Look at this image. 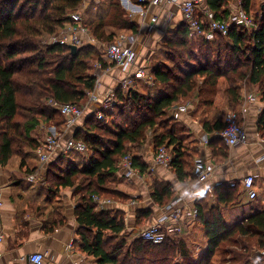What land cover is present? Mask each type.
Here are the masks:
<instances>
[{"label": "trees", "instance_id": "trees-1", "mask_svg": "<svg viewBox=\"0 0 264 264\" xmlns=\"http://www.w3.org/2000/svg\"><path fill=\"white\" fill-rule=\"evenodd\" d=\"M231 1L207 0V4L217 13V18H221L227 15ZM254 1L243 0L242 3V9L251 17ZM83 2L0 0V166L24 172L26 179L17 181L19 186L26 185L29 195L34 198L45 197L44 202H50L52 195L57 198L58 191L62 189H74L81 196L75 209L81 247L97 260L96 264H174L171 253L181 248V242L176 244L175 238H172L164 244L153 245L138 238L128 245L120 240L125 230L124 220L117 213L98 210L92 197L101 198L102 194L117 198L122 196L107 186L119 181L122 159L130 155L132 149L140 150L150 132L155 151L164 147L172 155L169 168L178 180L184 182L191 176L192 155L186 143L188 129L174 121L168 113L181 101L191 100L187 103L189 105L196 103L195 114L200 111L204 115L215 112L214 120L204 119L202 126L208 135L213 136L210 146L214 148V153L217 146L224 145L219 135L225 129V123L219 118L221 112L218 114L214 106L219 81L223 78L228 81L225 91L227 106L238 117L244 98L250 95L252 88H257L264 102V16L255 21L258 23L257 32L250 33L242 27H235L226 37L217 35L213 41L191 37L185 22L167 31L162 45L172 48L179 57L189 58V68L158 63L151 68L150 81L146 82L151 85L142 86L141 81H137L134 89L116 88L113 110L120 124L115 128L101 127L110 117L106 111H102L103 122H98L94 115L88 117L86 126L92 123L93 126L89 125L88 131L85 126L78 129L73 137L85 143L89 156L86 158L78 153L60 156L48 166L45 186H40L39 182L28 181L39 169L35 154L41 141L33 132L41 119L51 122L59 115L63 119L61 133L66 122L58 108L50 102L81 107L88 93L94 92L98 85V78L90 75L92 63L95 60L102 62L95 46L79 47L73 54L69 46L44 43L72 23L71 15L80 12ZM261 9L264 10V5ZM90 10L92 15L84 26L98 43L113 42L120 31L134 34L139 31V27L127 18L118 0L93 2ZM194 40L199 41L197 55L187 53L193 50ZM197 79L203 82L199 85ZM245 89L250 91L244 94ZM24 111L29 114L28 120L17 122L16 118ZM257 129L264 138V110L259 116ZM215 133L219 135L214 136ZM23 155L27 159H23ZM16 156L21 158L17 165ZM133 167L141 175L149 168L138 156L133 157ZM50 177L55 178V184L49 182ZM239 187L220 185L216 189L218 206L207 212L201 205L196 207L198 218L205 226L208 247L199 262L194 263L191 257L184 256L185 264H205L206 260L210 261L220 252L224 244L249 237L258 238L259 247L264 249V210L234 226H227L221 213V208L237 204L242 193ZM151 191L154 201L161 206L174 197L170 184H153ZM60 208V214L55 215L60 221L50 218L53 221L51 230L64 224V207ZM230 264L252 263L241 255L232 259Z\"/></svg>", "mask_w": 264, "mask_h": 264}, {"label": "crops", "instance_id": "crops-1", "mask_svg": "<svg viewBox=\"0 0 264 264\" xmlns=\"http://www.w3.org/2000/svg\"><path fill=\"white\" fill-rule=\"evenodd\" d=\"M123 1L120 0V4L124 11L129 13L132 22L139 27V31L134 36L121 38L128 40L132 37L133 43L127 42V45L132 46L138 55L137 67L147 68L150 71L148 62L145 60L147 52L143 51L142 55L141 50L143 47H150L152 43L158 44L167 31L184 22L179 9V3L183 0H172V2L163 3L159 7L146 6L144 8L139 7V0L136 3L132 2L133 6L130 8L125 6ZM239 1L232 0L228 10L237 8ZM90 2L99 3V0H89ZM204 7L207 8L206 3ZM212 12L217 15L216 12ZM153 18L157 19L156 22H153ZM140 31L145 33L142 35V41L137 39ZM96 43L97 46L101 44L91 37L92 46H95ZM101 46L104 45L101 44ZM154 51L148 53L149 59ZM100 72L97 75L94 67L90 71V75L98 78L99 86L95 90L98 95H101L100 92L105 89L107 91L117 88L120 82L128 76V72L114 66ZM247 96L239 109V120L248 132L249 144L236 148H229L222 144L216 147L215 153L214 148L210 146L213 136L208 135L202 126L203 121L214 120L212 112L204 115L200 111L195 114L196 103L191 105L188 113L185 114L177 113V107L181 104H177L169 110V116L176 122L183 123V126L188 129L186 143L189 154L192 155V174L186 181L180 182L169 167L156 164V155H153L151 148L149 152L142 149L135 151L131 156L140 157V160L149 166L147 173L141 175L139 170H136V176L131 181L118 173L119 184L117 185L119 187H116L115 190L122 196L117 201L110 199L112 201L110 206L98 208V210L108 211L111 214L117 213L124 220L125 230L121 234L120 240L125 239L124 241H126V238H130L133 243L138 239V234L143 229L150 225L163 223L164 217L172 211L167 205L177 197L183 198L185 204H188L190 208H198L201 205L207 212L218 206L217 187L232 182L240 186L242 193L237 204L221 208L227 226L242 224L250 216L264 210V138L257 129L259 116L264 110V102L258 94H254L257 97L256 102H249ZM215 99L214 106L223 113L224 103L221 102L223 99L218 97ZM219 118L224 121L225 116L221 115ZM217 135L219 134H214V136ZM204 139H209L208 145L204 143ZM206 167H213L214 172L210 179L200 181L195 174L198 169ZM247 176L255 178V190L258 195L255 201H250L247 193L241 190V182ZM23 179H26L24 172L0 166V185L3 187L5 202L3 221L0 225V239H2L0 240V264H32L29 257L34 253L45 255L44 264H96L97 260L84 252L81 247L80 226L75 217L78 201L74 202L80 195L78 196L74 189H65L67 192L65 196L69 201L66 200V197L64 200L62 199V206H65L63 209L64 224L54 226V229L51 230L50 224L53 222L50 221L51 214L41 210V202H44L45 197L36 196L34 198L29 195L30 191L27 190L26 185L25 187L19 186L17 182ZM153 184H170L174 191V197L163 206L156 203L151 191ZM182 224H184L186 233L183 234L188 236V243L192 246H201L204 241L206 250L208 240L202 221L199 218H188V221H184Z\"/></svg>", "mask_w": 264, "mask_h": 264}, {"label": "built area", "instance_id": "built-area-1", "mask_svg": "<svg viewBox=\"0 0 264 264\" xmlns=\"http://www.w3.org/2000/svg\"><path fill=\"white\" fill-rule=\"evenodd\" d=\"M170 2L172 0H139V7H159L163 3ZM205 3L207 5L206 9L204 7ZM242 3L243 0H240L237 8L228 10L227 15L221 18H217L216 14L211 11L207 0H183L179 3V9L184 22L189 26L191 37H199L207 41H213L217 35L226 37L230 30L235 27H242L250 33L257 32L258 26L255 19L242 9ZM123 4L128 8L133 6L131 0H124ZM71 20L72 23L70 25L52 37L53 43H59L62 46L69 47L76 46L77 48L82 46L83 37L88 34V30L84 26L82 14L80 12H74L71 15ZM156 20V18H153V22H156ZM127 42L128 40L124 38L112 42L107 45L103 53V58L106 63L128 72V76L118 85L124 90L134 89L137 81L149 83L151 78L149 75L150 71L147 68L137 67L138 55L132 46L127 45ZM99 64H96V67H98V70H102ZM114 99L115 89L107 90L101 95H98L95 91L88 93L86 106L92 109L88 117L94 115L98 122L105 121L102 111L111 106ZM247 100L249 102H256L257 97L253 94L248 95ZM50 104L58 108L66 122L63 133H58L56 129H53L52 133H49L41 143V146L36 152L40 165L48 166L62 155L72 153L87 154L88 149L85 143L76 141L73 137L74 132L79 128V123L85 119V110L76 104L58 105L53 101ZM190 106L189 104L179 105L177 107V113H188ZM224 123L225 129L220 133V137L225 146L236 148L249 144L248 132L244 125L240 123L237 114L228 112L225 115ZM204 143L208 145L209 139H204ZM171 161L172 155L166 148H160L156 152L155 162L157 165L169 167ZM213 172V167L201 168L197 170L195 176L200 181H204L210 179ZM119 174H122L129 181L136 176V169L133 167V157L131 155H127L122 159ZM35 178L36 174L31 175L29 181H35ZM230 185L232 188L237 186L235 182L230 183ZM241 190L247 193L250 201H255L258 196L255 190V178L252 176L245 177L241 182ZM92 200L98 208H106L112 204L110 199L100 198L98 196H93ZM4 206L3 187L0 185V225L3 221ZM169 208L172 211L168 216L164 217L163 223L150 225L143 229L139 238L153 245H161L167 240L175 238V236L182 237L184 233V224L182 222L188 221V218L198 219L197 208H190L181 197L175 198ZM168 222L170 223L167 225ZM45 258V255L42 253H34L30 255L29 261L32 264H44Z\"/></svg>", "mask_w": 264, "mask_h": 264}, {"label": "rangeland", "instance_id": "rangeland-1", "mask_svg": "<svg viewBox=\"0 0 264 264\" xmlns=\"http://www.w3.org/2000/svg\"><path fill=\"white\" fill-rule=\"evenodd\" d=\"M87 1H88V3H87ZM118 1L120 2V0H118ZM131 1L133 3H136L137 0H131ZM262 5H264V0H255L254 1V6L252 8V15H253V17H254L256 22H258L259 19L262 16H264V10L261 9ZM91 6H92V3L91 2L89 3V0H84L83 7H82V9H80V13L82 14V18H83V21L85 23L89 22L90 15H92L91 14L92 11L90 10ZM121 7H122V5H121ZM122 9H123V7H122ZM126 13L128 15L127 18L129 20H131L129 13L127 11H126ZM257 26H258V23H257ZM134 35L135 34L134 33L132 34V32L120 31L119 34L117 35L116 39L113 42L118 41L123 36L124 37H128V36H134ZM142 35H145V33H142L140 31L139 35L137 36V39L141 40L142 39ZM91 37H92V35L88 31V34L83 37L82 46H80V47H88V46L93 45V44H91ZM131 38L132 37L128 38V43L129 44L133 43V40ZM162 40L163 39H161V41L158 44H156V45L154 43H152V45L150 47H143V49L141 50V54L142 55L144 54L143 51H145V53L147 52V56L145 57L146 58L145 60H147V62H148V68L150 69V71H151V68L153 66L157 65L158 63H162V64L170 66V67L173 66V65H175V66L181 65V66L187 68L188 67V63H190V61L188 60L189 58L187 59L184 56H181V57L177 56L174 53V50L172 48L162 45ZM222 41L224 43H226V44L228 42V44H229V41H227L226 39H222ZM192 42L194 44L193 45V50L194 51L193 50H189V51H187V53L189 52V53H194V55H197V53H198L197 48H199V41H197V40L195 41L194 40ZM44 43L52 44L53 43L52 42V38L46 39ZM110 43H112V42L101 43L104 46H101V44H99L97 46V43L95 44V49L97 50V52H99V55L102 58V60H101L102 62L100 64L98 62H96L97 60H95V62L92 63V65H93L92 67H94V71L96 72L97 75L101 73L100 71H106L108 68L111 67V65L106 63L104 58H103V53H104L107 45L110 44ZM144 44H145V39H144ZM154 45H155V47H154ZM190 49H192V46H190ZM151 51H154V53H153L152 57L149 59L148 58V56H149L148 53L151 52ZM213 59H214V61L216 60V54H214ZM96 64L97 65L98 64L101 65L102 70H98V67H96ZM104 65H106V66H104ZM225 69H226V66H225ZM197 80H198L199 85L203 82L202 79H197ZM147 84L148 83H146L145 81H141V85L142 86L147 85ZM150 84H148V85H150ZM98 86H99V84L97 85V88H98ZM227 87H228V81L225 78L221 79L219 81V84H218V87H217V92H216V95H215V98L218 97L219 99L220 98L223 99V100H221V102L224 103L225 113H224V110H223V113L221 112L220 115H219V116L223 115V117L228 112L231 111L228 108V106H227V97H226V94H225V91H226ZM102 90H104V89H102ZM115 90H116V88H115ZM251 90L252 91L250 92V94H253V95L254 94H259L257 88H252ZM105 91H106V89L103 92H100V94L104 93ZM249 91H248V89H245L244 94H246ZM224 99H225V101H224ZM86 101H85V104L81 106L85 110L84 111L85 119H87V116L90 113V110H92L91 107H87L86 106ZM190 101L191 100H184V101H181L180 104H187ZM215 101H216V99L214 100V104H215ZM114 105H115V99H114L113 104L111 106H109L107 109L104 110V111L107 112V115H110V117L106 120V122L102 123L101 127H103V128H110V127L111 128H115L117 124H120V121H119L117 115L116 114L114 115V112H115L113 110V106ZM216 110H217V113L219 114V110L217 108H216ZM214 113L215 112H213V114ZM27 117H29V114L27 112H25V111L24 112H20V115L16 118V121L19 122V123H25L28 120ZM85 119L82 120L79 123V128L78 129H81V128H83L85 126V129L88 131L89 125L93 126L92 125L93 123L92 124H88L86 126V124H85L86 120ZM181 124L183 125V123H181ZM53 129H56V131L58 133L63 129V119L59 115L54 117V120L51 121V122H46L44 119H41V122H40L39 126L35 129V131L33 133H35V135L37 136L38 140H40L41 143H42L44 141V139L46 138V136L49 133H52ZM187 131L188 130H186V132ZM187 138H188V136H187ZM153 142H154L153 134L150 132V133H148V135L146 137V140H145V143L140 148V150L142 149V150H145V152H149L152 149L153 155L155 156L156 155V151H155V148L153 146ZM135 151H136V149H132V151L130 152L131 153L130 155L135 153ZM88 156H89V153L85 154L84 157L87 158ZM35 157L37 158L36 154H35ZM24 158H26L25 155H23V159ZM19 161H21V158L16 156V158H15L16 165L19 163ZM37 161H38V159H37ZM38 165H39V169H38V172L35 173L36 174L35 181H33V182L30 181V182L31 183L39 182L40 186H45V183H44L45 180H46V178H45V175H46L45 169L48 168L49 165L48 166L47 165H40L39 161H38ZM65 167H66V164L63 165L64 169H65ZM80 181H81V178H80ZM82 181H84V179H82ZM49 182L51 184L52 183L55 184V178L54 177H50L49 178ZM83 184H87V183H83ZM117 184H119V181H117V183L115 185H112L110 183L107 186V188L111 187V188L115 189L116 187H119V185H117ZM53 188H55V187L53 186ZM58 192L59 193H58V197L57 198L52 195L51 196L52 198L49 199L50 202L49 201H48V203L47 202H41V210L43 212L51 214V219L55 218V219H57V221H60V219L56 218L55 215H59L60 214L59 211H62L60 207L62 206V202L65 199V197H66L65 195H66L67 192L65 191V189L59 190ZM102 196L106 197V199H111L113 201H117L118 200V198L115 197V196L112 197V196L107 195V194H105V195L102 194ZM103 197H101V198H103ZM66 200H67V197H66ZM78 200H79V197L76 200H74V202L76 203ZM67 201H69V199ZM47 204H49V206H46ZM64 208H65V206H64ZM39 212H40V208H39ZM139 237H140V234H138V238ZM123 240H125V239H122V241ZM131 242H132V239L126 238V243L128 245H130ZM175 242H176V244L177 243L179 244L181 242V245H180L181 248L180 249L179 248L178 249H174V252L171 253V257L170 258L172 259L174 264H185L186 260H183L184 256L191 257L192 258L191 260L194 261V263L195 262H199V260L204 257V254H205V252L207 250V249L205 250V246L206 245H205L204 241H202L201 246H192L190 243H188V236H185L184 234L182 235V237H178V238L175 237ZM241 255H243V257H245L246 259H249L252 264H264V249H261L259 247L258 238H251V237L246 238V239H239L236 243H233L231 241V242H228V243L224 244L222 249L220 250V252H218V254L216 256L212 257L210 261L206 260L205 264H230L232 259L234 260L236 257H240ZM188 263H190V262H188Z\"/></svg>", "mask_w": 264, "mask_h": 264}, {"label": "water", "instance_id": "water-1", "mask_svg": "<svg viewBox=\"0 0 264 264\" xmlns=\"http://www.w3.org/2000/svg\"><path fill=\"white\" fill-rule=\"evenodd\" d=\"M70 49H71L73 54H76V52L78 50V48L76 46H72V47H70Z\"/></svg>", "mask_w": 264, "mask_h": 264}]
</instances>
